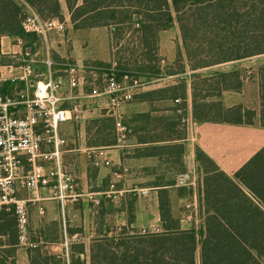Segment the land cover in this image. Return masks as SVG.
<instances>
[{"label": "trees", "instance_id": "16d2710c", "mask_svg": "<svg viewBox=\"0 0 264 264\" xmlns=\"http://www.w3.org/2000/svg\"><path fill=\"white\" fill-rule=\"evenodd\" d=\"M24 1L43 17L62 19L61 0ZM65 1L75 30L110 28L113 60H118V68L122 51L117 53L115 47L121 45L131 46L136 63H140L141 58L146 61L155 56L160 32L175 23L174 12L182 30L190 70L195 76L201 68L264 53V0ZM25 13L17 0H0V35L25 37L27 32L22 25ZM137 24L140 26L134 27ZM178 56L182 57L181 51ZM141 63L139 68L144 70V62ZM158 68V74H163L160 61ZM184 72L186 66L178 71L171 70L169 75ZM259 76L260 117L264 126V65L259 69ZM243 79L239 70L211 73L202 78L207 92L204 98L220 97L225 90H241ZM193 85L197 121L255 123V110L241 105L226 109L222 102L199 103L197 84L194 82ZM184 91L185 98L186 89ZM117 141L118 136L113 142L117 144ZM197 159L203 175L200 198L205 207L204 222L199 230L182 228L180 220L172 213L169 192L162 188L163 231H134L135 215L131 209L127 226L119 232H100L94 238L89 257L85 244L81 242L69 246L67 260L62 254L55 253H47L43 258L46 253L43 246H36L29 250L31 264H264V147L233 176L222 170L200 147L197 148ZM9 214L13 212L0 210V236L9 235V244L13 247L9 254H14L15 247L19 246L17 223H11ZM54 239L51 241H58L59 236ZM0 264L10 263L2 258Z\"/></svg>", "mask_w": 264, "mask_h": 264}, {"label": "crops", "instance_id": "0c3cea01", "mask_svg": "<svg viewBox=\"0 0 264 264\" xmlns=\"http://www.w3.org/2000/svg\"><path fill=\"white\" fill-rule=\"evenodd\" d=\"M65 22L67 26V20ZM94 28L79 29L82 32L78 35L73 33L70 49H67L64 40L55 39V35L53 36L54 33H52L48 45L44 41L46 45L44 58L49 51L51 55L56 53L55 58L57 56L60 60L70 59L80 64H85L86 61L104 63L112 61V54L109 58H102L98 56L97 50L92 53L90 51L92 42L86 41L81 35L87 30L91 35ZM106 28L111 33L110 28ZM15 38L11 35L0 36V50H2L0 55L1 53L6 54L8 51L17 53L21 49L22 39L18 36L19 43L15 44ZM5 46L9 49L8 51H5ZM27 48L31 47L25 46V52H27ZM161 51L164 53V47ZM28 52H30L29 49ZM30 55L37 60L36 68L43 70L44 58H39L38 53ZM20 58L18 59L20 60ZM188 70L189 68H186V72ZM18 74L17 65L5 64L0 60V76L6 79L10 78V80L0 84L1 93H13L19 89L28 88V85L23 81L11 80ZM179 74L167 75L165 78H174ZM175 83L178 82L173 84L175 85ZM253 84L254 86L251 83H243L241 90H225L220 96H224L222 104L226 109L241 105L255 110L257 117L252 125L197 121L194 117L195 102L192 99V84L189 82L186 85V97L184 98L186 101L184 102V109L188 121L180 124V118L176 114V102L172 97L158 100L136 99L120 108L121 112L127 115V118L132 119L130 123L134 126L128 141L126 143L117 141V144L113 141L118 134L114 137V134L104 130V127L103 129L99 128L100 125H105L108 120L114 122V118H106L107 115H111L109 98L91 97L90 92L84 86V82L74 92H71L69 86L66 85L65 94L70 97H77L83 105L81 118L66 122L61 127V135L66 139L63 148V160L65 166L76 175L82 197L78 202L69 203L65 214V217H68V220L65 219L67 223L63 219L61 204L54 196V189L51 186L40 189L39 197L30 205L31 229L32 231L35 229L32 232L35 247L44 244V248L50 249V253L64 254L66 251L65 236L67 234L70 245L74 243L75 238H78L88 250L87 246L89 245L86 238L91 243L100 232H113L127 226L129 218L126 208L111 210L110 204H106L104 206L105 214L103 213L106 221L99 227L96 219L99 211L91 205V196H95L101 191L122 195L124 191H130V188H134V190L149 188V194L144 195L138 203L132 228L136 232H160L164 230L160 207V190L166 188L170 195L172 213L175 218L180 220L182 228L199 230L204 222L205 207L202 206L200 198L202 175L200 162L197 159V148L203 149L222 170L233 176L254 154L264 147V142H257L255 146L252 144L250 147L252 150L247 161L236 166L227 155L228 145L217 138L215 134L216 130L220 129H229L230 131L246 129L244 131L248 132L252 129L264 131L260 117V79L256 84ZM30 85L33 89L32 81ZM164 85L157 84L152 89L170 88L168 86L164 88ZM71 101L64 102L63 107H69ZM96 119L97 126L93 124L94 128H90V122ZM161 128L171 134L181 131L183 134L162 138ZM110 137L111 141L109 142L96 141L97 138L101 140ZM39 163L51 167V164L44 158H41ZM30 168V164L27 163L26 170ZM114 186L118 189L112 190L111 188ZM20 196L28 197L27 191L21 190ZM115 197L117 196L115 195ZM0 210H5L6 213L11 212L6 209ZM13 214H9V216ZM190 215L192 217L189 219L188 216ZM53 225L56 226L54 230ZM74 227H83V232L79 229L74 231ZM84 232L87 233L88 237L82 236ZM33 233H37V237ZM48 235L53 236V238ZM58 236V241H51ZM0 239L2 241L0 243V259H7L10 264L12 261L14 264H31L30 249L17 246L15 247L16 252L9 254V250L13 248L9 244V235L0 236Z\"/></svg>", "mask_w": 264, "mask_h": 264}, {"label": "built area", "instance_id": "2783aa9c", "mask_svg": "<svg viewBox=\"0 0 264 264\" xmlns=\"http://www.w3.org/2000/svg\"><path fill=\"white\" fill-rule=\"evenodd\" d=\"M24 4L26 13L22 25L26 32L38 35L47 45L52 33L65 32L67 28L65 20L59 17H43L30 4L25 1ZM139 26L137 24L134 27ZM31 50L27 48L28 54H31ZM36 62L37 60L32 57L20 58L17 64L19 74L11 79L25 82L28 88L13 93L0 92V209L14 213L18 245L27 249L35 247L32 239L30 205L37 200L42 187L51 186L54 189V196L61 204L63 215L66 214L70 202H78L82 197L76 175L65 166L63 160L66 139L61 135V127L66 122L80 119L83 111L77 97L65 94L66 85L74 92L82 82H85L86 73L90 71L87 65L70 59L56 60L49 51L42 62L43 70L36 68ZM106 65L109 68L116 67L118 70L119 62L114 59ZM124 76L130 77L128 73ZM7 80L10 78L0 76V84ZM140 85L143 83L138 80L125 86L115 77H105L103 84L94 87L90 96L108 97L110 109L115 113L125 102L134 99L133 89ZM69 100H72L71 105L63 107V103ZM120 118L117 117L115 120L117 126H121L117 129L126 126ZM117 134L121 142L125 134L122 132ZM41 158L49 162L51 167L41 165L39 163ZM26 162L31 166L29 170H26ZM21 190L27 191L28 197H21ZM135 191L144 196L149 194L150 189L141 188ZM100 199L91 196L94 203L99 204ZM191 217L188 216L189 219ZM65 239L66 255L69 257L70 242L67 234ZM74 241L78 242L79 239L75 238Z\"/></svg>", "mask_w": 264, "mask_h": 264}, {"label": "rangeland", "instance_id": "374dc122", "mask_svg": "<svg viewBox=\"0 0 264 264\" xmlns=\"http://www.w3.org/2000/svg\"><path fill=\"white\" fill-rule=\"evenodd\" d=\"M17 1L23 6L24 10H26L24 0H17ZM61 3L63 6L62 20H67V28L65 32H54V34L52 35L53 36L55 35V39L57 40H60V38L64 40L65 46L67 45V49H70L71 42H72L71 38L73 37V33L78 35L82 31L74 30L73 23L70 17L71 14L67 7L66 1L61 0ZM174 15H175L174 25L170 27L168 30L161 31L162 33L160 32L161 35L159 39L160 41L158 42V50L155 53V56H153L151 59H146V61H144V59L141 58L140 63L139 62L136 63L135 58L133 57V54L131 53L132 52L131 46H127V48L130 47V49L128 50L126 47H123L125 45H121L119 47H115L117 53H120V51H122L120 53L121 63H120V68H118V70L116 69V67L109 68L106 65V63L101 62V61H86L84 65H87L88 68H90L88 70L95 71V72L88 71L86 73L85 82H84V86L86 87V90L91 92L94 87L101 86L103 84V79L105 77L107 78L115 77V79L118 80V82H120L122 85H125V86L129 85L130 82L132 81L136 82V80H138V82L143 83V85L137 86L133 89L134 99L132 101L136 99L139 100V99H144V98L158 100L160 98L167 99L166 97H169V98L172 97V99H174L176 102V107H177L176 114H178L180 118L179 122L180 124H184V122L188 121L186 118L185 109H183L184 102H186L184 99V94H185L184 90L186 89V85H188L189 82H191L192 84L193 102H194L193 83L195 82V84H197L196 91L198 94L199 103L206 102L209 104H216L219 102H223L224 100V96L222 97L211 96L210 98H206V99L204 98L207 92L206 90H204V88L206 87L205 86L206 84H204L202 78L209 76L211 73H214L216 71H223V72L228 71L229 72L232 70H239L242 76L244 77L243 79L244 84L251 83L254 86L253 83L255 84L257 83V81L260 79L259 69L262 65H264V53L259 54V55H253L251 57L244 58L241 60L218 64V65H215L209 68H201L196 71V74L198 75L195 76L194 71L190 70L189 59H188L185 46H184V42H183L182 30H181V27L178 21V17L175 12H174ZM88 31L89 30L84 31V33H82L81 35L86 41L89 40L92 42L90 51L92 53H95L97 50L98 56L102 58H109L110 55L112 54L111 58L113 60L112 43H110V35H111L110 31L106 27L94 28L91 35H89ZM15 37L16 38L14 40V43L15 44L17 42L19 43L18 38H17L18 36H15ZM20 38L22 39L21 49L17 53H13V51H8L9 49L5 46V51H8V53L6 54L1 53L0 60L2 63L11 64L15 66L18 64V61H19L18 58L30 57L31 55L25 52V46L26 47L32 46L31 54L38 53L37 56L39 58L41 59L44 58V55H45L44 53H46V45L44 43V40L41 37H39L36 34L27 32L25 37H20ZM123 44L125 43L123 42ZM8 45H9V42H8ZM110 45H111V48H110ZM0 47H1V43H0ZM162 47H164V53L161 51ZM180 51L182 52L181 58L178 56ZM0 52H2V50H0ZM53 54L52 56L55 58L56 53H53ZM147 58H150V56L148 57L147 55ZM55 59L60 60L59 58H57V56ZM159 61L163 65V71H162L163 74L161 75L158 74V70H159L158 62ZM141 62H144V65H143L144 70L139 68L142 66ZM183 66H186L187 69L189 68L188 72L180 73L178 76L174 78H165L167 77V75H169L171 70L178 71V70H181ZM98 67H100V69ZM127 73L130 75V77L124 76V74H127ZM197 76H200L201 79H199V77ZM174 82H178V83H175L174 85L173 84ZM157 84H162V85L165 84L164 88H167V86L170 88H168V90H166L165 92H160V90H162L161 88H158L156 90L152 89V88H155ZM130 102H125V104H123L122 106ZM110 113L112 116L109 114L106 116V118L108 119L114 118V120H116L117 117L120 118L122 116L120 120L126 123L125 128L117 129V128H120L121 126L120 125L117 126V124L115 125L112 120L106 121L105 125H100L99 128L103 129L104 127V130H107L111 132L112 134H114L113 135L114 137L117 136V132H120V133L122 132L123 134H125V137L122 138L121 142L126 143L128 139L130 138V135L132 134V128L134 126L132 123H130L132 119L127 118V115L124 112H121L120 109L115 113H113V111L111 110ZM184 118H186V121H184ZM96 121L97 119L90 122V128H94L93 124L97 126ZM236 130H240V131H236ZM236 130L230 131L229 129H226V130L220 129V130H216L215 134L217 138L223 140L225 144L228 145L227 149L229 150L227 151V155L228 157L231 158L232 163H235V165L237 166V165H242L244 161H247L250 155V152L252 150V148L250 149V147H252L251 146L252 144L255 146L257 142L258 143L264 142V131L257 130V129H252L250 132L244 131L246 129H236ZM161 132H162L161 134L162 138L168 137V136L171 137L173 135H178V134L179 135L183 134L182 133L183 131L175 132L174 134H171V133H168V131H164L162 128H161ZM96 141L109 142L111 141V137L106 138V139H101V140L100 138H97ZM27 163L28 162H26L25 165ZM111 189L117 190L118 188L114 186ZM115 195L117 197H115ZM95 196L101 198L100 199L101 202L99 204L91 201V205L96 210L99 211V215H97L98 217L96 216L99 227L102 225L104 221H106L103 215V213L105 214L104 206L106 204H110L109 208L111 210L126 208V213L128 215V218L130 219V215L132 214L131 209H133V214L135 215L136 209L138 207V203L140 202V199L142 200V197H143L142 195L137 194L134 188H130V191H124L122 195L118 193L117 194L111 193L110 195H108L106 191H101ZM114 200H116L114 203L113 202L109 203L110 201H114ZM65 216L66 215H63V219H64V222H67L65 221V219L68 220V217H65ZM10 220H11V223L12 221L16 222V216L13 214L10 217ZM54 229H56L55 225H53V230ZM78 229L81 230V232H83V227L73 228L74 231H77ZM119 231L120 230H118V232ZM33 235L37 237V233H33ZM48 236L53 238V236L51 235H48ZM82 236L85 238L88 237L87 233L85 232ZM33 238L35 237L33 236ZM86 239H87V244L89 245L87 246L88 247L87 253L89 257L90 247H91L92 242L90 243L88 238ZM74 243H80V241L78 242L74 241ZM41 246H43V250L44 252H46L45 254H43V258H44V256H46L47 253H50V249H45L44 244ZM62 255L67 260L66 251ZM197 255L199 259L200 247L198 249Z\"/></svg>", "mask_w": 264, "mask_h": 264}]
</instances>
